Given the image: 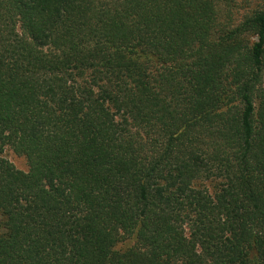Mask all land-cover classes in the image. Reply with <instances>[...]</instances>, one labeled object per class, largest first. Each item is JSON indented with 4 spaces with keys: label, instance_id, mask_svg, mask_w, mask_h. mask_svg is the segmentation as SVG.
Here are the masks:
<instances>
[{
    "label": "trees",
    "instance_id": "obj_1",
    "mask_svg": "<svg viewBox=\"0 0 264 264\" xmlns=\"http://www.w3.org/2000/svg\"><path fill=\"white\" fill-rule=\"evenodd\" d=\"M221 1L0 0V264H264V7Z\"/></svg>",
    "mask_w": 264,
    "mask_h": 264
},
{
    "label": "rangeland",
    "instance_id": "obj_2",
    "mask_svg": "<svg viewBox=\"0 0 264 264\" xmlns=\"http://www.w3.org/2000/svg\"><path fill=\"white\" fill-rule=\"evenodd\" d=\"M264 0H222L218 6V22L217 33L220 34L225 30H233L244 21L247 16L262 9ZM18 31H21L18 27ZM0 157L7 160L16 170L23 173L30 172V164L27 158L15 151L11 146L7 145L0 149ZM202 187L207 189L210 194L216 192L214 183L204 181ZM188 232V229L184 227ZM117 234H122L121 231H115ZM133 245V241L129 238L122 237L115 249H126ZM134 246V245H133Z\"/></svg>",
    "mask_w": 264,
    "mask_h": 264
}]
</instances>
